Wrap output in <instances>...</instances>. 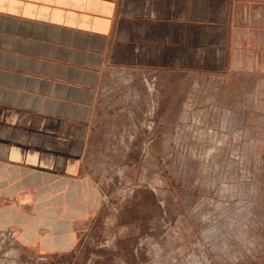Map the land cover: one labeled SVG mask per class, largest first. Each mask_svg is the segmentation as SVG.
I'll return each mask as SVG.
<instances>
[{
  "label": "rangeland",
  "instance_id": "rangeland-1",
  "mask_svg": "<svg viewBox=\"0 0 264 264\" xmlns=\"http://www.w3.org/2000/svg\"><path fill=\"white\" fill-rule=\"evenodd\" d=\"M27 176L0 166V264H264V83L107 65L86 184Z\"/></svg>",
  "mask_w": 264,
  "mask_h": 264
},
{
  "label": "crops",
  "instance_id": "crops-1",
  "mask_svg": "<svg viewBox=\"0 0 264 264\" xmlns=\"http://www.w3.org/2000/svg\"><path fill=\"white\" fill-rule=\"evenodd\" d=\"M107 65L264 83V0H0V166L40 184H86ZM65 187L56 194L64 211L72 191ZM19 194L22 205L29 201ZM41 200L43 207L55 201L53 194ZM53 221L73 236L75 220Z\"/></svg>",
  "mask_w": 264,
  "mask_h": 264
}]
</instances>
